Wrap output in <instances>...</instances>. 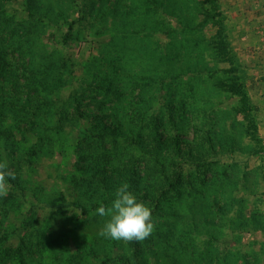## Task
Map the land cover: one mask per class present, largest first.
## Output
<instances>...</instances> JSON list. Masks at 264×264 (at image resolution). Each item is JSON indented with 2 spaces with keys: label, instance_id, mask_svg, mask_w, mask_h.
Returning <instances> with one entry per match:
<instances>
[{
  "label": "rangeland",
  "instance_id": "374dc122",
  "mask_svg": "<svg viewBox=\"0 0 264 264\" xmlns=\"http://www.w3.org/2000/svg\"><path fill=\"white\" fill-rule=\"evenodd\" d=\"M227 3L0 0V158L19 181L0 264H264V142ZM123 182L152 209L145 240L98 234Z\"/></svg>",
  "mask_w": 264,
  "mask_h": 264
},
{
  "label": "crops",
  "instance_id": "0c3cea01",
  "mask_svg": "<svg viewBox=\"0 0 264 264\" xmlns=\"http://www.w3.org/2000/svg\"><path fill=\"white\" fill-rule=\"evenodd\" d=\"M227 1V36L234 45V58L241 63L250 106L258 110V125L264 130V0Z\"/></svg>",
  "mask_w": 264,
  "mask_h": 264
},
{
  "label": "clouds",
  "instance_id": "9594fccd",
  "mask_svg": "<svg viewBox=\"0 0 264 264\" xmlns=\"http://www.w3.org/2000/svg\"><path fill=\"white\" fill-rule=\"evenodd\" d=\"M14 179L16 173L10 169L8 160L0 158V198L8 195L9 181ZM95 214L105 218L98 234L114 241H142L154 231L152 209L137 199L126 182L115 189L109 204L99 203Z\"/></svg>",
  "mask_w": 264,
  "mask_h": 264
},
{
  "label": "trees",
  "instance_id": "16d2710c",
  "mask_svg": "<svg viewBox=\"0 0 264 264\" xmlns=\"http://www.w3.org/2000/svg\"><path fill=\"white\" fill-rule=\"evenodd\" d=\"M70 27H72V25H70ZM68 34L66 33L65 34V36H67ZM78 94L77 95H74V101H75V110H78L79 109V100H78ZM100 127L102 128V129H105V130H109L110 128H108L105 124H102V125H100ZM177 146H178V148H180L179 146H180V143H177L176 144ZM178 176H179V172H176V176H175V178H178ZM110 180H112L111 179V177H110V175H109V173H106L105 171H103V175H102V177L100 178V181H101V183L103 184V185H105V186H108V182H110ZM134 181H135V178H134ZM9 182H11V184L12 185H14V187L15 188H17V186H19V181L17 180V179H14V180H10ZM174 182V181H173ZM22 189V188H21ZM52 201H53V199H51V201H49L48 203H52ZM80 210V209H79Z\"/></svg>",
  "mask_w": 264,
  "mask_h": 264
}]
</instances>
